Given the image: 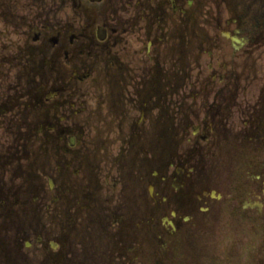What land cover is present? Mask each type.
<instances>
[{"label": "flooded vegetation", "instance_id": "obj_1", "mask_svg": "<svg viewBox=\"0 0 264 264\" xmlns=\"http://www.w3.org/2000/svg\"><path fill=\"white\" fill-rule=\"evenodd\" d=\"M0 264H264V0H0Z\"/></svg>", "mask_w": 264, "mask_h": 264}]
</instances>
